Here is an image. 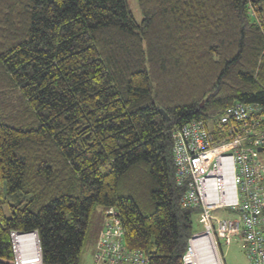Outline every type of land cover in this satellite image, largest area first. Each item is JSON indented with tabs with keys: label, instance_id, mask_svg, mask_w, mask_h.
<instances>
[{
	"label": "trees",
	"instance_id": "obj_1",
	"mask_svg": "<svg viewBox=\"0 0 264 264\" xmlns=\"http://www.w3.org/2000/svg\"><path fill=\"white\" fill-rule=\"evenodd\" d=\"M139 5L141 22L128 0H0V264L12 230L81 264L96 205L148 264H183L195 210L171 133L237 102L264 113V0Z\"/></svg>",
	"mask_w": 264,
	"mask_h": 264
},
{
	"label": "built area",
	"instance_id": "obj_2",
	"mask_svg": "<svg viewBox=\"0 0 264 264\" xmlns=\"http://www.w3.org/2000/svg\"><path fill=\"white\" fill-rule=\"evenodd\" d=\"M171 138L181 206L194 209L200 223L188 239L183 264H227L224 249L234 241L244 246L251 264H264L263 109L237 102L217 124L193 119L175 127ZM125 235L119 212L109 207L95 261L148 264L149 256L129 247ZM11 239L14 264H44L37 231L12 230Z\"/></svg>",
	"mask_w": 264,
	"mask_h": 264
},
{
	"label": "rangeland",
	"instance_id": "obj_3",
	"mask_svg": "<svg viewBox=\"0 0 264 264\" xmlns=\"http://www.w3.org/2000/svg\"><path fill=\"white\" fill-rule=\"evenodd\" d=\"M128 5L137 22H141L143 15L140 9L139 0H128ZM4 213L7 216L11 215L10 208L7 204L4 206ZM106 213L107 209H105L103 206H95L91 215L89 229L87 231V235L85 237V241L81 251V264H107L104 262L97 263L93 256L96 241L100 234L102 222ZM216 214L220 217L223 216L219 211L216 212ZM195 227L197 229H200V223L198 220H196L195 222ZM224 250L226 254L225 257L227 264H251L244 250V246L240 245L237 241H234L233 244L228 248L225 247Z\"/></svg>",
	"mask_w": 264,
	"mask_h": 264
},
{
	"label": "crops",
	"instance_id": "obj_4",
	"mask_svg": "<svg viewBox=\"0 0 264 264\" xmlns=\"http://www.w3.org/2000/svg\"><path fill=\"white\" fill-rule=\"evenodd\" d=\"M106 217H107V215L105 214L104 219H103V222H102V228H101V231H102V229H103V227H104V223H105V221H106ZM101 231H100V234H101ZM100 234H99V236H98V239H99V237H100ZM98 239H97V241H98ZM97 241H96V243H97ZM95 247H96V245H95ZM94 251H95V249H94Z\"/></svg>",
	"mask_w": 264,
	"mask_h": 264
},
{
	"label": "water",
	"instance_id": "obj_5",
	"mask_svg": "<svg viewBox=\"0 0 264 264\" xmlns=\"http://www.w3.org/2000/svg\"><path fill=\"white\" fill-rule=\"evenodd\" d=\"M162 112L165 114L166 118L169 119V116L167 115V113L163 109H162ZM37 234H38V232H37ZM38 236H39V234H38Z\"/></svg>",
	"mask_w": 264,
	"mask_h": 264
},
{
	"label": "bare ground",
	"instance_id": "obj_6",
	"mask_svg": "<svg viewBox=\"0 0 264 264\" xmlns=\"http://www.w3.org/2000/svg\"><path fill=\"white\" fill-rule=\"evenodd\" d=\"M32 236V235H31ZM25 239H27V238H23L22 240H25Z\"/></svg>",
	"mask_w": 264,
	"mask_h": 264
}]
</instances>
